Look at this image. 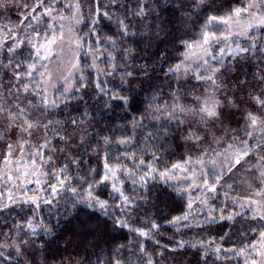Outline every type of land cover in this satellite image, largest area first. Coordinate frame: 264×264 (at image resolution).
<instances>
[{
    "label": "snow or ice",
    "instance_id": "6c2138e0",
    "mask_svg": "<svg viewBox=\"0 0 264 264\" xmlns=\"http://www.w3.org/2000/svg\"><path fill=\"white\" fill-rule=\"evenodd\" d=\"M8 2L9 0H0V8H5ZM116 2L117 0H107L108 5H115ZM147 3L148 0H139L138 7L129 13V16L141 19L146 17ZM237 4L236 7H229L222 15L207 16L194 38L181 37L179 44L183 48L182 58L167 70L166 75L171 74L174 77L178 88L186 91L179 81L190 75L197 85H204V95H193L192 106L181 104L177 92L171 94L173 103L170 105H150L151 110L145 115L158 123L154 125V132L148 131L138 141L137 129L144 128L140 117H133L129 129L131 134L124 132L121 127L105 130H119V136L95 134L92 139H88L87 134L69 135L65 130L68 122L56 119L55 109L60 106L58 99L63 102L73 98L68 95L72 92V87L58 88L57 84L52 82V71L48 68V64L53 60L60 61L61 53L65 51V42L71 52L69 63L72 69H80L81 52L92 60L87 66L96 69L100 75L110 76L116 69L113 63L115 57L110 53L108 55L112 71L99 69L95 63L103 55L100 52L102 47L107 45L114 49L117 46V39L112 37H105L101 44V37L96 29L101 18L112 19V14L105 9V0H90V4L84 0H15V6L23 9L24 15L18 24L0 26V56L6 53L8 59L7 64L0 63V66L12 70V78L7 85V97L4 95L5 85L0 81V144L3 145L0 148V213L12 209L17 204L30 206L32 217H25L24 222L14 224L17 234L23 232L33 238L38 232L51 234V229L39 218L41 205H48L51 210L58 196L70 192L75 204L110 218L115 228L127 229L143 240L154 241L157 247L152 253L147 252L143 240L135 241L139 244L138 259L144 260L145 264H168L170 259L171 264H180L184 257L179 254L185 248L201 249L204 252L201 259H206V249H211L217 254V258H221L219 253L222 247L216 246L215 240H179L174 246H169L156 239L161 225L154 220L150 227L130 226V212L137 208L138 204L135 202L137 198L127 193L125 185L131 184L134 192L138 186L142 192L140 198L147 199L149 183L158 180L171 182L169 186L178 196L187 197V210L168 220V224L172 226H181L183 221H187L194 211V204L207 207L218 195L231 199L241 211L221 214L219 217L209 215L207 222H232L236 217L259 222L257 227H250L245 231V235L248 232L254 233L246 244L238 249L233 247L223 250L239 255L244 264H264V74L255 77V81L262 85L260 91L247 92L248 99L256 105L257 111H244L245 123L241 129L243 138L239 132L229 135L230 131L235 130H225L224 136L228 137L227 139H224V136L216 137L210 131L212 126H220L227 118L225 109L231 111L239 108V101L242 100V97L228 96L227 84L222 82L224 73L230 70L232 62L254 57L264 61V0H237ZM85 7L89 9L92 27L87 34L80 35L75 26L83 23L82 9ZM202 8L208 12L217 10L214 0H194L193 11L198 14ZM190 19V14H186L184 22L187 23ZM116 23L121 38L136 35L130 31L125 20L117 18ZM86 37H95L91 45ZM25 48L29 49L27 55H24ZM57 48L60 50L57 51ZM123 52L126 53L124 60L128 63L133 57V49L126 47ZM226 57H231L227 63ZM136 67L143 71L135 73L133 68L119 74L122 85L128 82L129 78H134V73L148 75L146 65ZM64 79L67 81V77ZM78 79L79 87L76 91L86 83V77L83 75ZM93 83L109 100L128 105L129 97L120 95L119 91L113 93L103 88L99 76ZM244 85L245 80L238 78L235 87L244 90ZM49 87L59 91L61 97L50 100L47 91ZM247 87L252 88L254 85L248 84ZM9 97L14 98L11 106L6 102ZM28 97H39V116L32 115L37 105ZM152 99L154 102L156 97ZM46 115L49 118L42 120ZM185 116L194 118L196 124L201 127L193 130L192 122L186 121L183 118ZM4 121L7 123H3ZM80 123L82 122L70 119L73 129ZM174 123L177 125L175 128L172 127ZM185 123H188L189 127L183 128ZM37 131L43 135V140L33 143L31 137ZM181 132L184 133L183 141L197 151H186L181 160L171 164L164 162L161 169L158 167L161 154L169 151V142ZM209 135L212 136L213 143L220 147V151H209L200 146L202 141H207ZM140 143H143L144 147L137 152L133 145L138 146ZM57 153H64L59 164ZM146 156L150 158L146 160ZM249 157H253L255 163H252ZM93 162L96 167H93ZM241 170L251 173L258 186L246 197L237 199L231 196V192L235 191V181H227ZM73 181L77 186H73ZM30 185L35 187H29ZM249 188H253L251 183ZM18 192L24 195H17ZM29 192L32 195H27ZM214 210L224 212L223 208ZM4 236L9 239H0V258H5L3 249L8 248L10 252L7 259L15 258L16 264H25L30 240L23 237L11 239L10 234L0 232V237ZM223 239L224 237H221V240ZM123 247L120 245L115 249L108 259V264H123L120 258V249Z\"/></svg>",
    "mask_w": 264,
    "mask_h": 264
},
{
    "label": "trees",
    "instance_id": "16d2710c",
    "mask_svg": "<svg viewBox=\"0 0 264 264\" xmlns=\"http://www.w3.org/2000/svg\"><path fill=\"white\" fill-rule=\"evenodd\" d=\"M67 2V0H65ZM90 4V0H84ZM212 2V0H209ZM217 10L208 12L203 8L197 14L193 11L194 0H148L146 8L148 14L143 19L138 17H130L129 13L133 12L139 5V0H117L115 5H108L105 0V9L112 14V19L108 20L101 18V22L96 26L97 32L101 37L103 44L105 37L117 39L116 48H111L107 45L100 49L103 55L95 61L99 69L112 71L109 63V53L115 57L113 63L116 69L112 75H100L96 69L88 67L92 63L80 53V69H72L69 61L71 60V52L68 51L67 42L64 43V52L61 53L60 61L53 60L48 64V68L52 71V82L56 83L58 88L72 87V92L68 93L72 99L58 103L59 108L55 109L56 119L68 122L65 130L69 135H85L88 139H92L95 134H110L120 135V131L106 132V129H123L124 132L130 131V126L133 117H140L143 121L144 128L137 129V140L146 134L148 131H155L154 125L158 121L151 120L146 117V113L150 111V105L166 103L172 104L171 94L177 92L180 95V103L186 106H192V96H203L204 85H197V82L189 75L186 79H181L180 84H183L186 91L177 87V83L171 74L166 75L169 67L179 63L183 48L179 44L181 37L184 39L194 38L198 29L202 25L204 19L209 15H222L229 10V7L238 6L237 0H214ZM182 6V7H181ZM59 7V6H58ZM83 23L75 26L80 35H85L92 27L89 17V9H82ZM67 14V12H65ZM186 14H190L191 19L185 23ZM24 15V10L15 6V0H9L5 8H0V26L15 25L19 23L20 18ZM117 18L125 20L131 32L136 35L121 38L119 29L116 23ZM61 23H66L61 21ZM67 31V28H65ZM91 45L95 37H86ZM11 43V42H9ZM129 47L133 49V57L128 63L125 62L124 56L126 53L123 49ZM57 51L60 49L57 48ZM87 50V49H85ZM29 49H24V55H27ZM231 60V57H226L225 62ZM0 63L7 64V54L0 56ZM146 65L148 75H136L143 69L136 66ZM59 65V66H57ZM135 68L134 78H129L128 82L121 84L120 75L124 71H131ZM72 73V75H69ZM258 74H264V61H260L258 57L249 58L248 60H238L232 62V67L224 73L223 83L227 84V95L230 97H242L239 101V108L228 111L225 109L226 119L220 126H212L210 131L216 137L224 136L226 129L230 131L229 135H235L239 132L243 138L244 126L243 113L245 110L257 111L256 105L248 99L247 92L258 93L262 85L255 81ZM83 75L86 77L85 86L79 87L78 77ZM99 76L102 81V87L111 90L113 93L119 91L120 95L129 97L128 105L125 106L117 100H109L108 96L99 92L94 86ZM67 77V81H65ZM74 77H76L74 79ZM12 78V70L0 66V81L5 85L4 95L7 97L8 81ZM239 79L245 80L244 90L236 88L235 85ZM248 84H253L254 87L248 88ZM197 85L196 87H193ZM48 98H60L61 94L56 89L48 88ZM218 95H220L218 93ZM156 100L153 102V97ZM222 98V97H221ZM37 107L33 110V116L40 115L39 97H28ZM62 99V98H61ZM23 100V98H22ZM7 104L11 106L14 103V98L9 97ZM106 102L107 105L106 106ZM49 117L46 115L42 120ZM186 121H191L193 130L196 127H201L196 124L195 119L190 116L183 117ZM70 119L81 121L75 129L70 125ZM3 123H7L4 121ZM172 127H177L175 123ZM183 128L189 127L185 123ZM183 132L169 142V151L161 154V163L158 165L162 169L163 163L171 164L181 160L186 151L196 152L183 139ZM203 135V131L201 132ZM51 135V133L49 134ZM228 137L224 136V139ZM14 139V137H13ZM33 143H39L43 140V135L37 131L31 137ZM56 143V140H53ZM201 147L211 151L215 149L220 151V147L213 143L212 136L209 135L206 142H201ZM3 145L0 144V148ZM136 147L137 152L143 148V143ZM64 153H57V164L63 160ZM146 160L150 157H144ZM88 159V157H86ZM252 163H255L253 157H249ZM97 165L93 162V167ZM251 165H245L250 167ZM74 174V170H73ZM235 181V183H233ZM233 183L235 191L231 192V196L240 199L246 197L250 191H253L258 186V182L254 180L251 173L241 170L235 173L232 179L227 181ZM171 182L164 183L154 180L148 185V198H140L142 195L138 186L137 191H132L133 186L126 184L125 189L129 195L136 197L138 207L130 212L128 223L132 227H150V223L154 220L161 225L159 234L156 236L161 244L174 246L176 241H216V246L222 247L219 253L221 258H217V254L211 249H206L208 255L206 259H201L204 252L199 248H185L179 255L184 259L180 264H244V260L239 255L232 252L224 251L228 248H240L252 239L254 233L245 231L250 227H257L259 222L250 221L244 217H236L235 221H219L217 223H208L209 215L219 217L221 214H228L234 211H241L237 208L232 200L223 195H218L217 198L209 202V206L194 204V211L189 216L187 221H183L182 225L190 224V227L172 226L168 224L174 216H180L186 211L187 197L178 196L170 187ZM253 188H249V184ZM73 186H77L73 181ZM29 187H35L30 185ZM225 191H228L225 189ZM17 195H24L17 193ZM27 195H32L31 192ZM47 198V197H46ZM54 207L49 210L48 205H41L39 210V218L44 220L45 226L51 229V234L38 232L36 236L30 237L23 232L17 234L14 224L24 222L25 217L31 218L33 213L29 205L17 204L12 209L4 213H0V232L10 234L11 239L23 237L25 240H30L28 247V255L25 257V264H108V259L114 254L116 248L120 245L124 247L120 249V258L123 264H145L144 260L139 257V244L136 240H143L136 236L135 233L129 232L127 229L115 228L112 220L108 217L101 216L99 212L85 208L83 205L75 204L74 198L70 192H64L54 201ZM223 208L221 213L214 209ZM23 209V210H21ZM245 214L248 213L245 210ZM221 237H224L221 240ZM0 239H9L8 236L0 237ZM148 253H152L157 245L152 240H143ZM254 242V241H253ZM42 245V247H39ZM5 258H0V264H16V259H7L10 249H3ZM171 264V259L168 261Z\"/></svg>",
    "mask_w": 264,
    "mask_h": 264
}]
</instances>
